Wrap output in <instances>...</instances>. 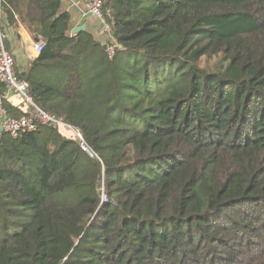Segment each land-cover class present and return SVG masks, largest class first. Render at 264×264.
<instances>
[{
    "label": "trees",
    "instance_id": "1",
    "mask_svg": "<svg viewBox=\"0 0 264 264\" xmlns=\"http://www.w3.org/2000/svg\"><path fill=\"white\" fill-rule=\"evenodd\" d=\"M61 1L1 17L44 39L18 74L100 160L0 133V264H264V0H104L111 58Z\"/></svg>",
    "mask_w": 264,
    "mask_h": 264
},
{
    "label": "built area",
    "instance_id": "2",
    "mask_svg": "<svg viewBox=\"0 0 264 264\" xmlns=\"http://www.w3.org/2000/svg\"><path fill=\"white\" fill-rule=\"evenodd\" d=\"M103 2L104 0H71L72 5L78 8L83 15L93 16L100 20V31L111 36L105 46V51L111 58L115 54L118 44L113 39L114 18L110 13L103 11ZM6 36L7 32L2 24L0 13V83L4 85L8 92L17 94L25 106L19 117H9L7 110L2 105V99H0V133L3 132L16 137L20 133L34 130L37 125H52L63 135L62 128L68 131L67 133L72 135V139L78 143L89 157L100 160L84 141L82 133L78 129L63 122L60 118L42 109L34 102L29 93L28 82L22 79L14 68L13 58L5 46ZM31 41L36 53H39L45 46V41L42 37L32 36ZM102 180L103 178L101 179V185L103 186ZM101 198L102 200L106 199L103 187L101 189Z\"/></svg>",
    "mask_w": 264,
    "mask_h": 264
},
{
    "label": "crops",
    "instance_id": "3",
    "mask_svg": "<svg viewBox=\"0 0 264 264\" xmlns=\"http://www.w3.org/2000/svg\"><path fill=\"white\" fill-rule=\"evenodd\" d=\"M61 5L63 11H69L71 14L70 29L85 26L84 30L90 32L102 44H106L111 39L110 35L100 31V20L98 18L83 15L78 8L72 5L71 0H62ZM0 13L2 16L1 11ZM3 23L7 32L5 38L6 49L13 58L15 70L18 73H23L26 71L27 66L30 65L31 59L38 54L35 52L31 41V37L34 35L28 33L20 23L16 28H8L4 21ZM0 99L9 101L20 112L25 108L21 98L17 94L8 92L2 84H0Z\"/></svg>",
    "mask_w": 264,
    "mask_h": 264
},
{
    "label": "water",
    "instance_id": "4",
    "mask_svg": "<svg viewBox=\"0 0 264 264\" xmlns=\"http://www.w3.org/2000/svg\"><path fill=\"white\" fill-rule=\"evenodd\" d=\"M84 29H85V26H81V27H77V28L70 29V32L72 34H75L76 32L81 31V30H84Z\"/></svg>",
    "mask_w": 264,
    "mask_h": 264
},
{
    "label": "rangeland",
    "instance_id": "5",
    "mask_svg": "<svg viewBox=\"0 0 264 264\" xmlns=\"http://www.w3.org/2000/svg\"><path fill=\"white\" fill-rule=\"evenodd\" d=\"M1 11V10H0ZM62 131H63V133H64V135L65 136H67V137H69V138H71L72 139V135L70 134V133H67L68 131H65V130H63V128L61 129ZM70 132V131H69ZM65 133H67V134H65ZM103 170V169H102ZM102 178V177H101ZM102 184H104V180H102ZM100 189H102V187H100Z\"/></svg>",
    "mask_w": 264,
    "mask_h": 264
}]
</instances>
